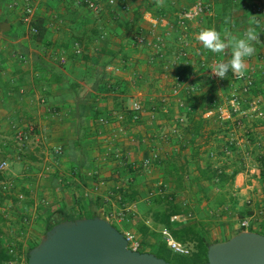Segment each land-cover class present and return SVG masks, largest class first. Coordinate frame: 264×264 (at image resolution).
<instances>
[{
	"label": "rangeland",
	"instance_id": "374dc122",
	"mask_svg": "<svg viewBox=\"0 0 264 264\" xmlns=\"http://www.w3.org/2000/svg\"><path fill=\"white\" fill-rule=\"evenodd\" d=\"M82 1L85 0H73L68 7H63L69 17L62 21L71 23L64 25L73 32L69 37H78L80 30L87 37H95L88 50L92 55L100 53L102 45H106L107 51H110L109 47H115L117 74L126 66L130 67L135 56L145 55V50L153 51L154 44H162V56L157 59V55L150 52L149 57L157 61L156 65L146 70L140 66L142 72L126 69L124 72L129 79H115L109 72L97 77L98 87L88 96L85 106L88 112L91 107L101 111L104 117L100 122L85 119L78 131L72 128V132L56 137L35 129L36 125L27 124L25 129L31 130H28L23 146L18 145L14 136L0 134V161L7 165L0 173V195L6 197L11 193L16 201L13 204L8 199L0 201V213L5 219L1 226L0 246L13 248L26 256L30 246L44 235L45 217L54 211V207L62 205L65 215L76 217L83 211L95 216L102 214L117 231L133 235L139 244L137 252L149 253L155 239L163 241L160 225L155 220L157 217H153V213L160 210L158 199H172V203H177L180 208L188 207L179 215H173L176 219L170 223L176 226L200 221L209 241L227 239L238 233L237 226L243 217L239 214L245 211L252 212L250 229L254 233H263L264 175L260 170L264 164V121L248 114H234L229 120L222 121L217 113L220 109H229L227 100L232 94L240 110L248 111L247 103L254 102L264 113V49L260 51L264 47V15L259 17L261 42L254 45L255 54L246 61L245 74L253 79L254 86L247 94H242L240 86L232 80L231 72L218 83L210 80L207 71L198 65L191 67L183 59H176V33L142 23V15L148 12L144 9L153 0H123L128 4L126 13L110 11L103 0H99V15L83 6ZM196 1L163 0V6L153 4L148 13L172 23L177 9ZM35 2L30 4L33 9L42 4L38 0ZM233 5L231 7L225 1L222 9L218 7L215 12V22L210 23L203 17L188 33L192 35L209 24V28L222 34L225 29L234 35L242 34L251 19L249 3L236 0ZM236 6L241 12H236ZM73 14L84 19L77 22V27L72 26L77 20H71ZM140 14L139 23L146 45L133 50L123 43L134 34V19ZM226 18L231 22L225 24ZM191 35L187 36L189 46L194 42ZM78 48L81 58V46ZM107 55V52L101 53L102 57ZM201 55L207 62L214 61L215 64L230 58L228 52L215 55L205 49ZM190 87H195L194 91H189ZM208 99L214 100L212 114L207 117L201 114L204 122L200 135L193 138L187 132L191 127L187 116L192 114L197 121L201 107ZM134 102L140 106L137 118L126 122L124 111ZM43 113L54 114L50 109L49 112L43 109ZM237 121L242 126L236 125ZM22 123L16 127L20 128ZM257 127L261 129L255 130ZM191 139L194 140L192 143ZM224 146L227 147L225 151ZM193 149L197 151L196 158ZM208 151L213 153L211 157L207 156ZM79 158L81 166L76 162ZM167 163L174 167L170 173L166 171ZM130 164L131 171H128ZM220 170L226 174L233 170L238 173L231 182H221ZM200 173L214 176L212 180L190 183V179ZM37 179L39 182L46 180L49 190L54 193L45 197L35 195L31 186L35 187ZM128 184L136 192L131 202L122 201ZM194 191L199 202L192 196ZM141 223L149 228L150 233L145 237L135 230ZM184 245L190 253L194 252L190 244ZM186 258L175 254L163 257L169 264H186Z\"/></svg>",
	"mask_w": 264,
	"mask_h": 264
},
{
	"label": "crops",
	"instance_id": "0c3cea01",
	"mask_svg": "<svg viewBox=\"0 0 264 264\" xmlns=\"http://www.w3.org/2000/svg\"><path fill=\"white\" fill-rule=\"evenodd\" d=\"M38 1H41L42 4L37 8L34 7V9L30 6L33 0H4L3 5L0 3V25L5 23L8 27L4 32L0 30V134H10L11 138H13L16 129L25 130L27 124L29 126L36 125L35 129L45 131L48 134L52 133L54 137L61 135V133L72 132L73 129L78 131L85 119L91 121L85 101L88 100L89 95L93 94L94 88L98 87L97 77L101 73H110L109 76L115 79H129L127 72H124L126 69L127 71L138 70L142 72L140 66L146 70V68L151 69V66L157 63L156 60H151L149 57L152 51L145 50V55L135 56V60L132 61L130 67L126 66L125 70L124 68L121 71L119 70L121 73L110 72L109 68H118L114 64L116 63L115 47H109L110 51L104 49L105 53L108 54L106 57L101 56V48L106 45L100 47V53L92 55L88 50L91 49V42L95 40V37H92V35L87 37V34H83L81 30L79 31L81 32L80 35H76L78 37H69L73 32L64 24L69 26L71 23L62 20L69 17L65 14L64 8L73 0ZM94 1L100 5L99 0ZM225 1L230 3L231 7H234L233 4L236 3V0ZM225 1L213 0V15L212 17H206L207 21L210 20L211 23L215 20V12L219 9L218 7L222 9L221 5ZM256 1L258 0H243L244 3H249L250 13L251 5ZM35 3H37V0ZM26 5L33 10L32 21L35 18L42 20L45 39L43 42L34 40L33 36L35 34H30L27 26L22 23L21 10ZM238 8L236 6V12H241ZM76 15L73 14L70 17L73 21L77 19L76 23H72V26L77 27L79 26L77 22H82L84 19ZM251 15L254 14L251 13ZM254 16L260 17L262 15L255 14ZM142 23L147 26V23ZM207 28H209V24ZM197 34L198 32L191 35L190 32L194 42L191 43L189 49L198 46L200 51L203 52V46L196 40ZM78 45L81 46V58L78 56L80 52ZM263 49L264 47L260 51L263 52ZM75 50L78 53H75ZM61 59H63L62 63H60ZM200 59L203 60V57L192 53L189 61L190 66H197ZM104 63H107L104 65L105 67H103ZM144 64L147 67H144ZM43 109H45V112H49L50 109L54 114L43 113ZM21 122H23L22 126L20 128L16 127ZM259 129L261 127H257L255 130ZM74 140H76L75 136ZM81 161L80 158L76 160L80 166ZM65 176L66 174H64ZM36 181L35 187L31 186V188H34L35 195L45 197L46 194L54 193L49 190L46 180L42 181L40 179L39 182L37 179ZM77 186L80 188L82 185ZM63 210L62 205H59L54 207V211H50V214L54 217L56 216L54 213H60ZM83 212L85 213V211ZM161 229L163 228L160 226Z\"/></svg>",
	"mask_w": 264,
	"mask_h": 264
},
{
	"label": "water",
	"instance_id": "95a60500",
	"mask_svg": "<svg viewBox=\"0 0 264 264\" xmlns=\"http://www.w3.org/2000/svg\"><path fill=\"white\" fill-rule=\"evenodd\" d=\"M8 27L0 25L2 32ZM26 264H169L126 248L122 234L102 214L66 220L48 229L28 250ZM194 264V263H191ZM202 264H264V236L239 231L207 246Z\"/></svg>",
	"mask_w": 264,
	"mask_h": 264
},
{
	"label": "built area",
	"instance_id": "2783aa9c",
	"mask_svg": "<svg viewBox=\"0 0 264 264\" xmlns=\"http://www.w3.org/2000/svg\"><path fill=\"white\" fill-rule=\"evenodd\" d=\"M85 3L87 5V8L94 14L99 15L100 14V7L97 4L96 1L91 0H85ZM106 3L111 7L116 9V11L120 13H126L128 11V5L125 1H119V0H106ZM213 0H198L195 3L188 5L186 7H183L181 9H177V11L173 15L172 23H168L164 18L159 19L151 16L148 12H145L142 15L143 22L147 23L148 26L154 28V27H161L165 29H169L170 31H174L176 33L175 36V54L176 59L184 60L185 63L188 64L191 59V54L195 53L197 56H201V51L198 46L191 47V50L189 49V42L187 40V36L190 37V33L188 31L192 30L193 26H196V24L203 18V17H212L213 15ZM22 23L27 26L28 31L30 34H36V29L31 26L32 17H33V10L29 6H24L22 8ZM251 13L254 15H264V0H258L254 3H252L250 7ZM192 26V27H191ZM193 31V30H192ZM199 33V30L197 31ZM195 34V33H194ZM193 35V34H192ZM131 45L134 48H139L142 46H145V37L142 34V32L134 33L131 36ZM191 44V43H190ZM161 47L162 44H154L153 45V53L157 56L155 58L159 59L161 58ZM75 53H78L77 50H75ZM63 62V59L60 60V63ZM200 68L207 71L208 77L210 80L221 83L224 81V79H220L217 76H215L211 72V68L215 66V62H207L204 58L203 60H199L197 64ZM110 72H117V68H109ZM232 80L237 83L241 88L242 94H247V92L254 86L253 79L250 78L248 74H245L243 77H238L235 75H232ZM195 87H190L189 91H194ZM227 104L229 109H218L217 117L218 119L222 121L229 120L234 114H238L239 116L248 114L253 119H259L261 121H264V113L261 112V110L257 107V105L254 102H248L247 105L249 106L248 111L240 110L238 107V102L236 98L232 95H230V98L227 100ZM133 112H138L140 110V106L137 103H133L132 107L129 109ZM248 112V113H247ZM212 114L211 109H209L207 112L203 114V117H207ZM101 121L100 119L98 120ZM236 125H241L239 121L235 123ZM28 130L30 131L31 128H28L27 130L23 129H16L14 133V139L16 142H18V145L23 146L28 138ZM6 162L0 161V173L5 170L6 168ZM262 170L264 171V164L262 166ZM252 217V216H251ZM251 217H247L244 219H241L238 223V230L239 231H245L248 232V228L250 225ZM176 217H171L170 222L175 220ZM163 238V242L165 243L168 250L171 252V254L175 255H182L187 256L189 255L190 251L185 245H181L175 240L172 239L169 232L166 229H161L159 231ZM125 242H126V248L131 251H137L138 249V242L134 239L133 235L129 232H122L121 233ZM6 254L9 257L8 260L2 262L1 264H26V256L21 255L18 253L17 250L13 248L6 249Z\"/></svg>",
	"mask_w": 264,
	"mask_h": 264
},
{
	"label": "trees",
	"instance_id": "16d2710c",
	"mask_svg": "<svg viewBox=\"0 0 264 264\" xmlns=\"http://www.w3.org/2000/svg\"><path fill=\"white\" fill-rule=\"evenodd\" d=\"M93 1V0H91ZM119 1H123V0H119ZM4 0H1V5H3ZM104 2V6L106 8H108L110 11L115 12L116 9L111 8L107 3L106 0H103ZM153 4H156V1L153 0V2H151V4H149L144 11H151L150 7L153 6ZM82 5L85 6L87 8V5L85 3V1H82ZM88 9V8H87ZM173 10V9H172ZM141 18V14L138 16H136L135 23L133 25V33H139L142 31V26L140 25L139 21ZM42 20L39 18H35L34 21L31 22V26L33 28L36 29V34L33 36L34 40L36 41H40L43 42L44 39V27L42 25ZM137 24V25H136ZM131 36H129V39L125 40L123 44H125L127 47L129 46L130 49L136 50L137 48H134L131 45ZM101 52L105 53L104 48H101ZM107 63L103 64V67H105L104 65ZM214 100L212 99H208L207 101H205L203 107H201V111L198 115L197 121L194 120V117L192 114H189L187 116L188 121L190 126L192 127H188V134L194 136L193 138H196L197 136L200 135V129L201 126L203 124V120L201 118V114L207 112L209 109H211V107L213 106ZM103 114L101 113V111L95 110L91 107L90 112H89V118L91 119V121L93 122H97L99 119H102L101 117ZM109 116V115H108ZM124 118L126 122H131V119L135 120L137 118V113L130 111L126 108V110L124 111ZM194 140L191 139V143ZM225 144H227L228 146L230 145V143L225 142ZM227 149L226 146L223 147V150L225 151ZM193 157L196 158L197 156V151L196 149H193ZM213 155V153L211 151L207 152V156L211 157ZM169 163H167V167H166V171L167 172H171L174 167L172 165H168ZM130 165H128V171H131L130 169ZM261 169V168H260ZM175 173H177L176 171H174ZM261 174L264 175V171L261 169L260 170ZM238 173V171L233 170L230 174H226L224 173V170H220L219 171V181H229L231 182L232 178ZM170 175V174H169ZM214 175H203L202 173H200V175H196L194 177H192L190 179V183H194V184H198L199 181L201 180H212ZM13 193V192H12ZM196 193L195 191L193 192L192 196L195 198L196 202L198 201V198H196ZM136 196V192L133 190L131 184H128V191L123 193L122 196V201L126 200L128 202H131L134 200ZM14 195H11V193H8V196L6 197H1L0 195V201L8 199L10 200V203H15V199H14ZM161 202L160 205V210L155 213H153V217H157L155 220L157 221L158 225H160L162 228L166 229L170 236L172 237L173 240H175L176 242H178L181 245L184 244H190L192 246V248H194V252L193 253H189L190 257L186 256V260L188 261V263L186 264H202L205 262V253H206V248L208 245L215 243V242H220V241H224L227 239H221V240H213V241H209V239H207L205 237L206 232L204 231L203 228V224L200 221H188L187 223L183 224V225H172L169 221L170 217L173 215H179L181 212L186 211L188 209V207H184V208H180V206L175 203H172V199H158V203ZM220 203H218L216 206L218 207V205H220ZM88 215V216H86ZM239 215H243V217L241 219L247 218V217H251L252 216V212L251 211H245L244 213H240ZM95 216V214L93 213H89V212H83L81 214L78 215V217H74L71 215H65L63 212H60L58 216H54L52 214H49L45 217V230L44 233L50 229L53 225L66 221V220H74V219H79V218H93ZM5 223V219L4 216L0 213V235L2 234V230H1V226ZM136 232L142 236L145 237L147 236L150 232H149V228L148 226H146L145 224L141 223L139 224L136 228H135ZM248 231L250 232H254L252 229H250V225L248 228ZM257 234L263 235L264 236V232L260 233V232H255ZM159 238V237H158ZM37 243L33 244L32 246H30L29 249H31L32 247H34ZM150 251L149 253L154 255L157 258L162 259L163 261H165L163 259V257H169L171 255V252L168 250V248L166 247L165 243L160 240V239H155L154 242L150 245ZM28 249V250H29ZM27 250V251H28ZM9 257L6 254V249H3L0 246V264L6 260H8Z\"/></svg>",
	"mask_w": 264,
	"mask_h": 264
},
{
	"label": "clouds",
	"instance_id": "9594fccd",
	"mask_svg": "<svg viewBox=\"0 0 264 264\" xmlns=\"http://www.w3.org/2000/svg\"><path fill=\"white\" fill-rule=\"evenodd\" d=\"M158 6H163V0H156ZM230 18H226L224 23H230ZM261 27L259 16L251 15L248 28L239 35H234L227 29L217 31L215 28H203L196 35V40L203 48L215 55H221L228 52L230 58L219 60L211 72L220 79H225L227 74L231 72L233 75L243 77L247 71V58L255 54L254 45L260 43Z\"/></svg>",
	"mask_w": 264,
	"mask_h": 264
}]
</instances>
